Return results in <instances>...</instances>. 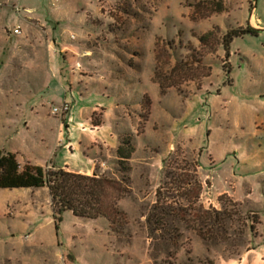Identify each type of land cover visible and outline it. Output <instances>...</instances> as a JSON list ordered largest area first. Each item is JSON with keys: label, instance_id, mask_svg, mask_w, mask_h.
Returning <instances> with one entry per match:
<instances>
[{"label": "rangeland", "instance_id": "rangeland-1", "mask_svg": "<svg viewBox=\"0 0 264 264\" xmlns=\"http://www.w3.org/2000/svg\"><path fill=\"white\" fill-rule=\"evenodd\" d=\"M96 2L0 0V150L20 147L34 165L45 163L50 149L55 165H62L61 155L55 157L56 149L49 148L50 131L59 123L66 130V115L52 114L59 105L43 90L45 70H33L31 64L46 58L43 44L51 36L44 29L61 14L62 21H69L61 27L87 34L84 68L78 64L76 71L132 78L129 97L132 104L139 99L143 105L130 111L133 129L126 123L119 133V146L122 139L133 140L124 146L133 148L130 193L119 202L126 219H120V232L114 233L105 218L81 219L70 211L56 215L47 188L0 189V264H212V257L237 259L256 233L259 216L252 210L264 219V30L234 39L228 58L222 39L227 31L246 26L254 4L260 11L264 0H114L108 5L102 0L99 7L107 16L96 21L107 32L88 40L97 22L86 19L77 26L75 20L89 15L90 3ZM16 28L22 35L14 33ZM210 31L208 45L201 44L199 37ZM99 54L105 60L98 72L91 60ZM156 55L161 79L175 84L165 94L152 81ZM93 117L97 123L101 113ZM41 131L50 132L45 141ZM103 170L95 173L122 178L118 156ZM244 184L259 187L245 204L238 198ZM159 189L168 212L170 206L186 208L185 219L196 227L200 208L229 213L222 233L228 240L220 234L207 242L173 217L153 232L147 218Z\"/></svg>", "mask_w": 264, "mask_h": 264}, {"label": "crops", "instance_id": "crops-1", "mask_svg": "<svg viewBox=\"0 0 264 264\" xmlns=\"http://www.w3.org/2000/svg\"><path fill=\"white\" fill-rule=\"evenodd\" d=\"M101 1L102 0H97L94 4L90 3V8L87 12V14H89L87 16L90 18H86L87 16L84 17L83 14L79 15L77 14L78 12H75L72 17L76 16L77 18L79 15V18L75 20L77 21L76 25H83L86 19L93 24L94 21L95 23L97 22V19L107 16V12L104 13L102 8L99 7ZM103 1H106L108 5L114 0ZM262 14H264V5L261 6V10L259 11L258 4L255 3L252 17L249 18V23L259 31H262L264 28ZM42 17L44 16H38L40 19H42ZM61 18L62 15L58 14L53 21L48 20L49 25H47L44 30L50 34L51 41L43 44V47L47 51L46 58L43 62H40V60H32L31 64H34L33 70H37L42 66L45 70L44 77L46 81L43 90L46 91L47 89L51 92L52 95L56 97L58 105H61L63 102H68L71 105L70 111L66 114V130H64L63 125L59 123L55 132H52V130L50 131L53 141L49 148L54 147L56 149L55 157L57 154L61 155L62 165L61 167L55 165V159L50 158V149L48 150L49 155L46 162L36 163L34 165L64 169L75 174L90 176L95 174L96 170H101L102 172L104 168L109 167V160L117 159L116 150L120 144L119 133L122 131V128L126 129L129 125L131 129H133L132 126L134 125H131L133 123H131L130 118L132 115L130 111L135 107L141 109L143 105L140 103L139 99L135 105L132 104V100L129 97V94L133 92L134 86V81L131 80L132 78L124 79V75H120L122 73L119 75L114 72L106 73V75L102 73L99 75V73H96L91 76L89 73L80 74L76 71L79 69L76 68L78 64L84 68L85 63H82V61L86 56H84L85 53H82V51L83 48H85L84 42L87 34L85 35L84 31H74L71 29V26L68 25L61 27L60 23L65 24L69 22L68 19L62 21ZM98 26L100 25L97 22V24L94 25L97 31L94 35L91 34L88 40L98 39L102 32L106 34L107 30ZM15 34L22 35V31ZM28 39L29 37L26 36L22 38L21 41H27ZM96 48L101 50L103 47L101 44H98ZM98 56L99 57L91 61L93 68L99 72L101 70L99 67L105 59L103 57L102 59L100 58L103 56L102 54ZM22 64L25 65L30 63L28 61ZM22 69L24 68L22 67ZM128 83L130 85H127ZM70 94L74 98V104L71 101ZM143 96L144 93H142V99ZM77 104L80 106L78 107ZM97 111L101 113V118L100 121L96 123L94 122L93 115ZM35 115L37 116L38 112H35ZM126 123L127 125L129 123V125L126 126ZM26 125H31V123L26 122ZM49 133H40L42 141H45V137ZM60 140L64 141L61 145L59 143ZM4 151L15 154L21 168L25 166L22 165L23 162L26 165H33L20 147L14 149L5 148ZM254 187L255 188H250V186L246 184H244L243 187L240 186L238 192L239 200L245 204L244 201L246 198L247 200L251 199L253 193H257L256 188H259L257 186ZM252 211V213H256L259 216L256 225V233L252 240V246L243 252L237 259H215L212 257V264H264L263 214L260 211Z\"/></svg>", "mask_w": 264, "mask_h": 264}, {"label": "trees", "instance_id": "trees-1", "mask_svg": "<svg viewBox=\"0 0 264 264\" xmlns=\"http://www.w3.org/2000/svg\"><path fill=\"white\" fill-rule=\"evenodd\" d=\"M259 30L255 29L248 23L244 27L231 29L226 32L222 39V45L226 51V57H229L231 44L234 39L244 35H257ZM213 31L207 32L199 37V41L203 45H208ZM156 67L152 81L159 86L161 93L165 94L166 90L175 86L174 83L166 84L159 75V58L156 55ZM224 68L226 66L224 65ZM148 105L150 102L148 100ZM131 137L122 139L121 145L117 150L118 163L122 178H112L106 175L95 173L94 176H87L68 172L64 169L53 167H42L27 164L21 168L15 154L0 150V189H40L47 188L52 201L54 213L61 215L66 211H70L74 216L81 219L97 220L105 218L110 223V228L114 233H119L116 228L120 223V219H126L125 213L119 208V202L127 197L130 193L127 177L130 166L128 162L133 154V148L126 149L124 146L133 145ZM162 189L157 191L159 200L154 205V210L149 214L147 220L153 232L157 231V225H168V217H173L186 224L190 229H195L203 240L209 242L218 239V235H222L223 241L228 240L225 228L226 219H230L231 215L223 210H201L199 214L200 225L196 227L188 223L184 213L187 212L183 207H169L160 202ZM190 194V192H188ZM188 195V194H186ZM198 197L195 194L193 199ZM254 215V219H256ZM248 219V218H247ZM125 223H127L125 221ZM177 231V228H173ZM175 238L171 236L169 239L177 245ZM211 264V262H210Z\"/></svg>", "mask_w": 264, "mask_h": 264}, {"label": "built area", "instance_id": "built-area-1", "mask_svg": "<svg viewBox=\"0 0 264 264\" xmlns=\"http://www.w3.org/2000/svg\"><path fill=\"white\" fill-rule=\"evenodd\" d=\"M14 32L20 33V30L16 29ZM69 111H70V103L63 102L61 105L54 107L52 109V114L59 118H63L66 114H68Z\"/></svg>", "mask_w": 264, "mask_h": 264}, {"label": "water", "instance_id": "water-1", "mask_svg": "<svg viewBox=\"0 0 264 264\" xmlns=\"http://www.w3.org/2000/svg\"><path fill=\"white\" fill-rule=\"evenodd\" d=\"M263 30H264V28H263Z\"/></svg>", "mask_w": 264, "mask_h": 264}]
</instances>
